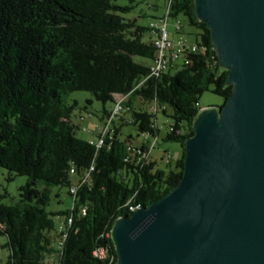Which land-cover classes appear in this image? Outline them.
Here are the masks:
<instances>
[{"label": "trees", "instance_id": "16d2710c", "mask_svg": "<svg viewBox=\"0 0 264 264\" xmlns=\"http://www.w3.org/2000/svg\"><path fill=\"white\" fill-rule=\"evenodd\" d=\"M134 3L0 0V168L10 171L9 180L26 178L14 205L3 204L6 194H0V236L7 238L3 246L10 252L3 264H115L110 233L116 219L129 218L132 206H150L174 190L200 97L207 91L223 97L220 109L232 93L229 71L218 65L194 0H168V17L175 22L184 17L196 29L193 40L183 30L184 35L202 49L187 56L189 64L150 76L154 45L149 27L129 16ZM78 91L102 105L113 102L112 107L126 98L124 112L99 149L90 138L76 135L83 125L71 120L78 102L64 104L66 95ZM111 111L102 109L99 124ZM159 113L170 118L162 140L181 146L173 167L169 151L166 168H158L151 157L138 163L129 158L130 145L146 150L155 139L156 148ZM124 126L135 127L144 143L133 144L131 135L123 138ZM73 186H78L75 195L69 191ZM54 187L66 188L70 209L48 211L53 198L61 202ZM60 215L56 224L52 217ZM97 249H104L106 257L96 258Z\"/></svg>", "mask_w": 264, "mask_h": 264}, {"label": "water", "instance_id": "95a60500", "mask_svg": "<svg viewBox=\"0 0 264 264\" xmlns=\"http://www.w3.org/2000/svg\"><path fill=\"white\" fill-rule=\"evenodd\" d=\"M232 93L193 120L172 192L116 219L115 264H264V0H194Z\"/></svg>", "mask_w": 264, "mask_h": 264}, {"label": "rangeland", "instance_id": "374dc122", "mask_svg": "<svg viewBox=\"0 0 264 264\" xmlns=\"http://www.w3.org/2000/svg\"><path fill=\"white\" fill-rule=\"evenodd\" d=\"M119 4H127V1H118ZM167 4L168 0H135L134 3V9L129 13L130 18H135L136 22L139 25H144L147 27L152 21V19L155 18H163L167 11ZM178 21L181 22L183 26V30L186 34L190 36V38L194 39V34L196 32V29L193 27H190L187 25V22L184 17L180 16ZM174 23L175 21L173 18L169 19L168 25L169 29H174ZM144 41L149 40V34L148 32L143 37ZM146 62V61H143ZM178 66H175L176 68ZM64 104L66 105H72L74 101H77V105L75 106L71 120L74 124H77L80 122L82 125V130H78L76 132V135L80 138H83V140H87L88 138L93 136L95 125L99 124V118L102 116V109H111L113 102H108L104 105L99 103L98 101L94 100L92 95L90 93L84 92V91H78L69 93L64 97ZM88 100H92V103H88ZM224 102V98L218 95H215L212 91H207L202 94V96L199 99V107L200 110L205 109L207 107H220ZM140 102H138L136 105H139ZM82 115V116H81ZM91 115V116H90ZM81 116V117H80ZM158 128L160 130L158 144L156 145V148H153L151 150V155L148 156V160L151 159L154 160L156 163V166L158 168H166L167 165V159L165 156L166 151H169V153L172 156L170 166L173 167L176 160L180 157L181 152V146L177 143H169L167 141H163L162 137L166 133L168 126L167 124L170 122V118L165 117L162 113L158 114ZM85 118V121H84ZM106 119L102 121L101 124H99V127H103L104 122ZM83 127H87L91 132L85 133L83 132ZM129 134H132V143L133 144H142L143 139L141 137V134L137 131V129L133 126H124L123 127V133L122 136L125 138ZM167 155V154H166ZM10 171L0 168V194H6V196L2 199L3 204L7 205H14L19 201V187L22 185H25L26 178L24 176H16L13 177L12 180H9ZM52 192H60V203L58 202L57 198H53L51 200V203L48 206V211L52 212H58L63 210H68L71 208L73 200L71 197H69L66 193V188L64 187H54L52 188ZM64 216H54L52 219L54 222L60 223L62 221ZM7 238L5 236H0V264H3L6 259H8V256L10 254L7 247H4L3 245L6 244Z\"/></svg>", "mask_w": 264, "mask_h": 264}, {"label": "built area", "instance_id": "2783aa9c", "mask_svg": "<svg viewBox=\"0 0 264 264\" xmlns=\"http://www.w3.org/2000/svg\"><path fill=\"white\" fill-rule=\"evenodd\" d=\"M169 10L167 9L166 14L163 18H157L153 21H150L148 27L150 29V35L152 37V43L155 50V58L151 61L149 66L150 76H160L161 74L167 72L170 68L174 66H183L189 64L190 61L187 59V56L194 54L202 49L201 44L194 43L190 41L183 33V26L180 22L176 21L174 23V34L175 37H172V32L169 29L168 17ZM125 97H120L116 101V110H112L108 118V125L106 127H99V124L95 125L93 137H90V144L95 145L98 149L104 145L106 137L111 132V123H113L121 114L124 112L123 105ZM127 123H131L132 120L130 117L124 119ZM85 121V118H84ZM83 132L90 133L91 131L87 127H83ZM147 139V135L144 136ZM155 139L151 140L148 144L146 150H141L140 146L130 145L129 149V158L130 160H136L135 163L141 162L144 159L145 155H151V150L154 148ZM167 161L171 159L170 155H166ZM93 168L91 167L90 171ZM70 173L73 174L74 170L71 169ZM89 174V173H88ZM87 177V175H86ZM78 186H73L69 191L71 194L75 195ZM141 207L138 205L132 206V213L136 209ZM72 223L71 219L67 220V225L70 226ZM64 226L59 227L60 232H64ZM66 235H63L65 238ZM63 240L59 241V245H62ZM59 246V247H60ZM58 248V247H57ZM59 249V248H58ZM96 258H105L106 251L104 249H97L93 252Z\"/></svg>", "mask_w": 264, "mask_h": 264}, {"label": "bare ground", "instance_id": "6f19581e", "mask_svg": "<svg viewBox=\"0 0 264 264\" xmlns=\"http://www.w3.org/2000/svg\"><path fill=\"white\" fill-rule=\"evenodd\" d=\"M154 58H155V56H154ZM116 104L112 107V110H116ZM105 119H106V121L104 122V124H103L104 126L103 127H106L108 125V118H105ZM148 156L149 155H145L144 159H142V161H148ZM130 210H132V207L130 208Z\"/></svg>", "mask_w": 264, "mask_h": 264}, {"label": "crops", "instance_id": "0c3cea01", "mask_svg": "<svg viewBox=\"0 0 264 264\" xmlns=\"http://www.w3.org/2000/svg\"><path fill=\"white\" fill-rule=\"evenodd\" d=\"M121 131L123 132V129H122ZM129 135L133 136L132 134H129ZM88 139H89V138H88Z\"/></svg>", "mask_w": 264, "mask_h": 264}]
</instances>
